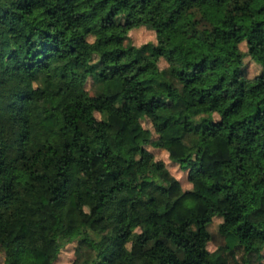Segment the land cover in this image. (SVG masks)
I'll return each instance as SVG.
<instances>
[{"label":"trees","instance_id":"16d2710c","mask_svg":"<svg viewBox=\"0 0 264 264\" xmlns=\"http://www.w3.org/2000/svg\"><path fill=\"white\" fill-rule=\"evenodd\" d=\"M142 1L0 0L2 264H264V0Z\"/></svg>","mask_w":264,"mask_h":264},{"label":"rangeland","instance_id":"374dc122","mask_svg":"<svg viewBox=\"0 0 264 264\" xmlns=\"http://www.w3.org/2000/svg\"><path fill=\"white\" fill-rule=\"evenodd\" d=\"M120 2H121V11H123L127 15V18L130 23H135L139 19L140 20L148 19V14L146 10L141 7L143 2L142 0H120ZM130 35L132 37L133 42L137 45L152 40L154 38L153 32L143 26L134 28L130 32ZM240 47L243 51H246L245 43H242ZM130 59H132L131 53L125 56H121L117 53L111 56L109 59H107V61L109 63H112L118 61H126ZM245 61L247 63L248 77L252 78L255 75H257L258 72L260 71L259 67L256 64H254L248 57L246 58ZM153 74H155L154 68H148L144 72L140 73L138 77L144 78V77H149ZM151 150L154 153L156 159L162 160L166 163L171 174L174 175L180 181V184L182 185L183 188H188L190 186L187 180V173L185 171H182L178 166L171 164L168 161L167 153L165 151L154 148H151ZM247 209H248L247 206L243 205L234 208V212H242V211H246ZM219 222L220 220L218 218H213L210 224V229L213 235V239L209 244V250L211 251L216 250L217 247L222 243V239L220 238L217 232ZM74 247H75L74 245H69L61 252L58 259V264H72V262L75 259ZM3 260H4V255L3 253H0V264H2Z\"/></svg>","mask_w":264,"mask_h":264}]
</instances>
